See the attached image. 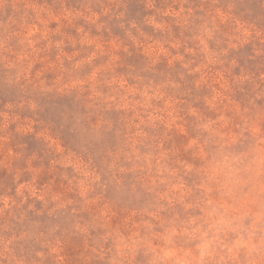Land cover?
I'll list each match as a JSON object with an SVG mask.
<instances>
[{
    "label": "rangeland",
    "instance_id": "obj_1",
    "mask_svg": "<svg viewBox=\"0 0 264 264\" xmlns=\"http://www.w3.org/2000/svg\"><path fill=\"white\" fill-rule=\"evenodd\" d=\"M0 264H264V0H0Z\"/></svg>",
    "mask_w": 264,
    "mask_h": 264
}]
</instances>
